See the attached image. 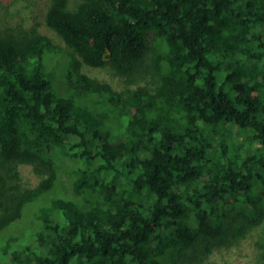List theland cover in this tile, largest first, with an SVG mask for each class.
I'll list each match as a JSON object with an SVG mask.
<instances>
[{
    "label": "trees",
    "instance_id": "1",
    "mask_svg": "<svg viewBox=\"0 0 264 264\" xmlns=\"http://www.w3.org/2000/svg\"><path fill=\"white\" fill-rule=\"evenodd\" d=\"M29 1L28 23L0 16V231L36 208L0 264H200L252 226L264 264V0ZM41 12L102 115L52 89Z\"/></svg>",
    "mask_w": 264,
    "mask_h": 264
},
{
    "label": "rangeland",
    "instance_id": "2",
    "mask_svg": "<svg viewBox=\"0 0 264 264\" xmlns=\"http://www.w3.org/2000/svg\"><path fill=\"white\" fill-rule=\"evenodd\" d=\"M37 8L38 5L32 4L29 0L3 1L0 3V16L5 17V20L8 18L23 20L25 24L30 21L31 13H38ZM39 19L40 31L51 37L57 47L56 52H46L42 56L45 72L50 80L52 89L60 98L67 101L72 111L81 108L92 114L102 115L105 106L101 96L95 92L78 93L69 84L67 79L69 58L65 51V43L54 30L44 24L43 12L40 13ZM82 71L92 77L106 80L118 89L135 87L150 77L148 73L140 71L132 76L131 79L125 80L105 67H91L85 64L82 65ZM18 169L24 187H33L37 184L39 176L33 171L30 164L19 163ZM35 208V205L30 203L26 206L23 217L20 219L21 221L14 222L0 231V263L7 258V255L9 256L11 249L20 248L24 241L28 239L32 226H34L33 211ZM258 233L259 226L248 227L246 230L236 233L228 244H226V241L223 245H216L200 264H258L254 246Z\"/></svg>",
    "mask_w": 264,
    "mask_h": 264
}]
</instances>
